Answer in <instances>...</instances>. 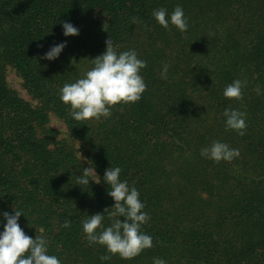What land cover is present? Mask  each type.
I'll use <instances>...</instances> for the list:
<instances>
[{
    "label": "trees",
    "instance_id": "16d2710c",
    "mask_svg": "<svg viewBox=\"0 0 264 264\" xmlns=\"http://www.w3.org/2000/svg\"><path fill=\"white\" fill-rule=\"evenodd\" d=\"M177 5L185 32L152 15ZM64 22L79 35L65 37ZM108 39L147 62L146 90L107 118L75 121L59 90L93 67ZM63 41L57 59H43ZM9 70L31 100L9 84ZM235 79L245 82L242 98H225ZM225 109L246 113L244 135L226 129ZM213 141L239 156H201ZM111 165L150 216L142 231L154 246L130 260L101 261L111 254L89 246L82 228L114 200L103 180L82 186L78 175L94 167L103 177ZM14 209L25 214V233L43 234L62 264H264V0H0V221Z\"/></svg>",
    "mask_w": 264,
    "mask_h": 264
},
{
    "label": "clouds",
    "instance_id": "9594fccd",
    "mask_svg": "<svg viewBox=\"0 0 264 264\" xmlns=\"http://www.w3.org/2000/svg\"><path fill=\"white\" fill-rule=\"evenodd\" d=\"M152 15L165 29L173 25L180 32L187 31L188 18L179 5L171 14L161 8L154 10ZM62 28L65 37L79 35V29L71 22H64ZM66 46L67 41L50 46L43 59H57ZM92 64L93 67L81 78L65 83L59 90L61 102L69 107V115L75 121L107 118L115 105L131 104L141 99L147 85L140 73L147 67V62L140 59L134 49L118 52L111 39H108L105 51L92 59ZM168 70L169 65L165 63L160 71L162 79L168 78ZM244 83L235 79L225 87L224 97L241 99ZM257 94H261L260 89H257ZM223 116L226 129L244 135L247 127L246 113L237 109H225ZM201 156L214 162L232 161L239 156V150L224 142L213 141L201 149ZM121 172L119 166L111 165L101 177L94 167H87L82 169L76 183L89 186L90 181L99 184L103 180L108 185L107 194L114 200V204L104 212L89 215L82 221L89 246L99 244L111 254L101 256V261L110 260L114 255L130 260L154 246L152 237L142 231V226L150 220V216L143 211L145 205L140 199V193L135 186H129L127 180L120 179ZM105 212L109 220L107 226L104 224ZM22 213L16 209L13 213H2L6 223L0 221V264H62L57 256L48 254V240L43 234L33 238L21 228L18 221ZM64 227L69 228L70 224L66 222ZM152 264L167 262L163 258L154 257Z\"/></svg>",
    "mask_w": 264,
    "mask_h": 264
},
{
    "label": "rangeland",
    "instance_id": "374dc122",
    "mask_svg": "<svg viewBox=\"0 0 264 264\" xmlns=\"http://www.w3.org/2000/svg\"><path fill=\"white\" fill-rule=\"evenodd\" d=\"M7 79L9 81V84L19 92L20 96H22L26 100H31L29 94L22 87L21 84L22 80L14 73V71L12 70L8 71ZM50 125L58 130L65 131V126L63 125V123H61L54 117L51 118Z\"/></svg>",
    "mask_w": 264,
    "mask_h": 264
}]
</instances>
